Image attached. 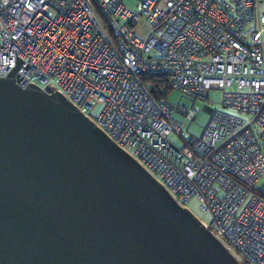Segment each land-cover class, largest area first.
I'll return each instance as SVG.
<instances>
[{
	"label": "built area",
	"instance_id": "1",
	"mask_svg": "<svg viewBox=\"0 0 264 264\" xmlns=\"http://www.w3.org/2000/svg\"><path fill=\"white\" fill-rule=\"evenodd\" d=\"M133 1L0 0V76L16 54L19 86L60 92L180 206L197 202L240 264H264V0ZM145 76L165 80L158 95ZM210 89L226 110L205 104L189 134Z\"/></svg>",
	"mask_w": 264,
	"mask_h": 264
},
{
	"label": "water",
	"instance_id": "2",
	"mask_svg": "<svg viewBox=\"0 0 264 264\" xmlns=\"http://www.w3.org/2000/svg\"><path fill=\"white\" fill-rule=\"evenodd\" d=\"M19 65L0 76V264H240L60 92L19 86Z\"/></svg>",
	"mask_w": 264,
	"mask_h": 264
},
{
	"label": "rangeland",
	"instance_id": "3",
	"mask_svg": "<svg viewBox=\"0 0 264 264\" xmlns=\"http://www.w3.org/2000/svg\"><path fill=\"white\" fill-rule=\"evenodd\" d=\"M123 3L126 6L133 8L134 5L133 0H123ZM262 11H264V6H262ZM145 28H146V23L144 21H141L138 23L137 32L140 33L145 32ZM166 98L173 103H177L184 106H189L193 102L192 98L185 96L184 94H182L177 90H170L167 93ZM194 103L199 106L200 112L196 114L195 118L192 121H188L184 125V130L192 135H199L202 132L205 123L207 122L208 112L203 110V106L205 104L211 107L212 109L226 110L222 106V92L221 90L218 89L208 90L206 101L203 102L194 101ZM99 109H100V104H97L92 109V113L97 114ZM185 207L200 221L209 222L208 215L200 209L199 204L197 202L189 201L188 203L185 204Z\"/></svg>",
	"mask_w": 264,
	"mask_h": 264
},
{
	"label": "trees",
	"instance_id": "4",
	"mask_svg": "<svg viewBox=\"0 0 264 264\" xmlns=\"http://www.w3.org/2000/svg\"><path fill=\"white\" fill-rule=\"evenodd\" d=\"M151 80L153 83H152V87H151V92L156 96L158 95V91L161 87H163L164 83H165V80L163 78H159L157 76H149V77H142V80L143 81H146V80ZM169 92L168 89H166V92L164 93V95H167V93Z\"/></svg>",
	"mask_w": 264,
	"mask_h": 264
}]
</instances>
